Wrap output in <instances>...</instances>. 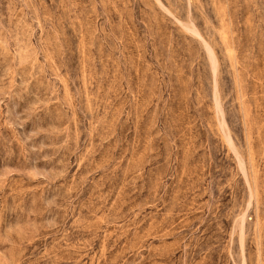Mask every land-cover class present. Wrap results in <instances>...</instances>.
I'll return each instance as SVG.
<instances>
[{"label":"rangeland","instance_id":"rangeland-1","mask_svg":"<svg viewBox=\"0 0 264 264\" xmlns=\"http://www.w3.org/2000/svg\"><path fill=\"white\" fill-rule=\"evenodd\" d=\"M0 264H264V0H0Z\"/></svg>","mask_w":264,"mask_h":264},{"label":"bare ground","instance_id":"bare-ground-1","mask_svg":"<svg viewBox=\"0 0 264 264\" xmlns=\"http://www.w3.org/2000/svg\"><path fill=\"white\" fill-rule=\"evenodd\" d=\"M210 59H211V61H212V63H213V67H214V60H213V57L212 56H210ZM214 73H215V71H214Z\"/></svg>","mask_w":264,"mask_h":264}]
</instances>
